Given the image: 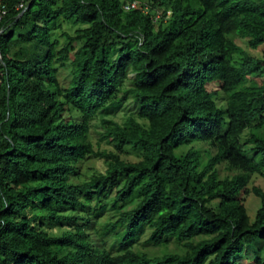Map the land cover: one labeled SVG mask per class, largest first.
<instances>
[{
	"label": "trees",
	"instance_id": "obj_1",
	"mask_svg": "<svg viewBox=\"0 0 264 264\" xmlns=\"http://www.w3.org/2000/svg\"><path fill=\"white\" fill-rule=\"evenodd\" d=\"M131 1L0 0V264H264V0Z\"/></svg>",
	"mask_w": 264,
	"mask_h": 264
},
{
	"label": "rangeland",
	"instance_id": "obj_2",
	"mask_svg": "<svg viewBox=\"0 0 264 264\" xmlns=\"http://www.w3.org/2000/svg\"><path fill=\"white\" fill-rule=\"evenodd\" d=\"M239 45H241V47L244 50L248 51L252 55L257 56L259 54L257 51L251 52L243 44L239 43ZM65 75L66 74L63 73L60 77V80L62 82H65V80H62V78L64 79ZM129 77H131V75ZM212 88H214V86H212ZM130 111H133L131 106H129V107L126 106V109H120L115 114H113L112 116H109V117H110V119H112L118 123H122L124 118L126 117V114ZM103 133H104V131L101 128L100 122L98 120H95L94 122H92L88 139H89V142H90L91 146L93 147L94 151H99V152H101V151H114V152H116L113 144H110L103 139V137H102ZM199 149L203 150L204 158L206 156L205 150L210 151V153L212 155L215 153L214 150L208 146H199ZM139 155H140V152L127 147V148H125V152L122 154L121 157L124 160L135 162L139 159ZM102 169H103V165H102L101 161L90 158L88 161H86L81 166L80 173L81 174H89V172H93L95 170H102ZM218 169H219V176L220 177H224L227 175H229V176L233 175V171H230L225 163L220 164L218 166ZM251 187H258L264 191V172L262 174L255 173L251 176V181L248 185V188H251ZM244 205L246 206L247 214H248L250 220H253L255 213L260 206V199L256 196H254L253 194H250V195L245 197Z\"/></svg>",
	"mask_w": 264,
	"mask_h": 264
},
{
	"label": "built area",
	"instance_id": "obj_3",
	"mask_svg": "<svg viewBox=\"0 0 264 264\" xmlns=\"http://www.w3.org/2000/svg\"><path fill=\"white\" fill-rule=\"evenodd\" d=\"M23 7H24V3L23 2L18 5V8H23ZM138 8H139V4L135 0H132L130 3H128V4H126L124 6V9L126 11L133 10V9H138Z\"/></svg>",
	"mask_w": 264,
	"mask_h": 264
}]
</instances>
